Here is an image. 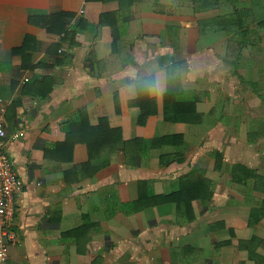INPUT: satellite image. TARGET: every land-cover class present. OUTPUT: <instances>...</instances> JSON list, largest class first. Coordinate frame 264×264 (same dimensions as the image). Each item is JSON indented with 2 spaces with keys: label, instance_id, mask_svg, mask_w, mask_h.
Masks as SVG:
<instances>
[{
  "label": "crops",
  "instance_id": "0c3cea01",
  "mask_svg": "<svg viewBox=\"0 0 264 264\" xmlns=\"http://www.w3.org/2000/svg\"><path fill=\"white\" fill-rule=\"evenodd\" d=\"M205 1L217 8L0 0V124L24 185L5 264H264V27L244 33L237 50L224 26L205 25L231 24L242 10L245 20L264 0ZM56 14L67 15L68 35L29 23ZM157 76L162 92L144 84L156 113L141 125L130 104ZM169 87L196 99L199 121L165 120ZM104 119L121 142L91 158L81 137ZM70 129L73 158L61 162ZM137 140L145 144L124 145ZM183 183L199 195L179 210L162 197ZM130 203L138 207L125 214L119 205Z\"/></svg>",
  "mask_w": 264,
  "mask_h": 264
},
{
  "label": "trees",
  "instance_id": "16d2710c",
  "mask_svg": "<svg viewBox=\"0 0 264 264\" xmlns=\"http://www.w3.org/2000/svg\"><path fill=\"white\" fill-rule=\"evenodd\" d=\"M191 3L194 6L195 12H201V11H211L215 10L217 6L215 4H212L210 2H207L205 0H190ZM256 6L254 8H251L248 14L245 16L243 10L241 12H237L235 15L236 18H234L233 22L231 24L228 21H225L223 17H217L214 20H209L205 25L208 26V29H217L218 27H223L227 29V32H230L232 30L231 27H235V33L238 37L243 36L244 33H247L250 31L251 28L255 27H264V7H261L260 3L255 4ZM67 15L66 14H56L49 17H30L29 23L38 27H41L45 29L48 33L51 34H59V35H68L69 30L67 29V26L65 24V19ZM246 29V32L244 30ZM74 37V34H72ZM239 44H233L237 45V50L243 49V39H240ZM24 48H27V45L24 46ZM23 50H15V53H22ZM145 82H141L138 85L139 90V97L138 99L131 103V107L138 106L141 114H139V124L143 125L145 123L146 118L151 115L155 114L156 111L154 109V105L151 104L153 100H150L147 96V93L144 92V85ZM150 102L147 104V102ZM196 99L185 101L179 95L178 91L172 90V88L169 87L167 94L164 97V117L165 120L168 122H194L192 119H188L186 117L195 115L198 117L199 121L200 116L196 112ZM193 113V114H192ZM78 122V121H77ZM76 122V123H77ZM68 138L66 142L62 146L57 147V151H61L64 154H66L65 158H60L61 162H70L73 158V149L76 144V139L73 137V131L68 130ZM120 140V130L113 129L110 127L109 122L104 119L101 120L99 125L97 127H91L88 125L87 133L84 137H81V142L86 144V146L89 149V153L91 155V158H94L95 156H98L103 150L104 147H107L109 145L115 144ZM168 138L161 139V142H166ZM121 141L118 142V144ZM159 143V140L149 142L152 146H156V143ZM134 143H144L140 140L133 141L130 143H124L125 147H127L129 144ZM102 150V151H101ZM164 160V157L162 161ZM198 189L196 187L193 188V186L188 185L186 186L185 183L181 185V190L177 193H174L168 197H162L164 202L167 203H175L177 206V209L181 210L182 208L186 207L189 208L191 202L196 198L198 194ZM137 204L130 203L127 205L120 206L122 211L125 212V214H131L137 209ZM85 221L87 224H90L89 219L86 217Z\"/></svg>",
  "mask_w": 264,
  "mask_h": 264
},
{
  "label": "built area",
  "instance_id": "2783aa9c",
  "mask_svg": "<svg viewBox=\"0 0 264 264\" xmlns=\"http://www.w3.org/2000/svg\"><path fill=\"white\" fill-rule=\"evenodd\" d=\"M19 135H15L17 139ZM7 133L0 124V264L9 258L10 248L15 241L13 231L15 217V198L23 191L19 178L6 153Z\"/></svg>",
  "mask_w": 264,
  "mask_h": 264
},
{
  "label": "rangeland",
  "instance_id": "374dc122",
  "mask_svg": "<svg viewBox=\"0 0 264 264\" xmlns=\"http://www.w3.org/2000/svg\"><path fill=\"white\" fill-rule=\"evenodd\" d=\"M232 29H230V30H232V31H230L229 33H230V35H231V40H232V42H233V44H239V42H236V41H239L240 39H243V36H240V37H238L237 36V34L235 33V27L233 28V27H231ZM255 41V40H254ZM256 43H257V41H255ZM263 48H264V43H263ZM260 47H261V45H260ZM257 47H255L254 49H253V51H252V54H250L249 56H251L253 59H256V58H258V57H260V55H259V53H258V51H259V48H257ZM264 52V51H263ZM247 53V54H246ZM256 53V54H255ZM248 52H245L244 53V57H241V61L239 62V65L241 66V70L243 69V65H245L246 63L248 64V62H249V57H248ZM245 55L247 56V58H245ZM262 58H264V54H262ZM244 59H248L247 61L246 60H244Z\"/></svg>",
  "mask_w": 264,
  "mask_h": 264
},
{
  "label": "clouds",
  "instance_id": "9594fccd",
  "mask_svg": "<svg viewBox=\"0 0 264 264\" xmlns=\"http://www.w3.org/2000/svg\"><path fill=\"white\" fill-rule=\"evenodd\" d=\"M145 83L149 92L157 93L163 91V84L159 76H157L154 80H149Z\"/></svg>",
  "mask_w": 264,
  "mask_h": 264
}]
</instances>
